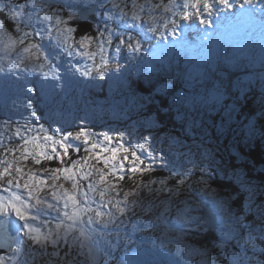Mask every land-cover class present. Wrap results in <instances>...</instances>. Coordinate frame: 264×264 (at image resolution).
Listing matches in <instances>:
<instances>
[{
  "label": "rangeland",
  "instance_id": "obj_1",
  "mask_svg": "<svg viewBox=\"0 0 264 264\" xmlns=\"http://www.w3.org/2000/svg\"><path fill=\"white\" fill-rule=\"evenodd\" d=\"M258 1L253 0V3ZM5 2L6 0H0V5ZM63 2L65 4L78 3L79 7L91 6L89 0H63ZM100 2L104 6L95 9L94 15L96 17L90 21L93 24L94 33L86 34L94 39L91 43H86L84 48L79 45V41L83 36H76L74 31L71 36L75 43L71 48L61 46V48L54 49L51 45L57 42L55 39L57 34L53 31L51 40L47 36H33L30 38L31 42L44 45L42 51H45L50 57L47 62H45L44 57H37L36 55L29 58L28 53L19 51L22 47L19 45L7 54L0 51V65L5 69L4 73H0V84L4 82L10 87L8 89L5 86V91L0 89V171H3L9 164L12 165L11 175L0 178V197L7 200L15 194L24 200H28L33 205L31 214L39 215L40 220H48L54 227L57 222L56 217L59 214L48 209L46 205H37L36 197H39L42 201H47V203L56 204L57 202L52 196L53 191L58 195L65 189L71 191L72 188L67 187L64 181L70 186L73 185V181L65 178L68 175L65 172L53 173L52 170L39 168V163L36 160L40 162L45 158V155L51 156L54 146L55 149H61L59 144L53 145L51 141H46L44 139L45 133L56 140H61L64 135L71 133L72 135L68 137L66 143L71 144L73 147H80L83 150L86 147L87 153L85 155H87V158L82 157L76 160L77 163L67 169H71L76 174V181L85 190L90 181L93 183L99 181V173L96 170H102L106 174L105 179L108 184L115 185V190L110 193L111 197L120 200L122 206L126 207V213L123 216L117 214L119 219L115 225L109 224L107 228H103L101 225L95 226L104 232V238L100 245V264H115L116 257L127 251L130 246L140 243L158 245L160 237L170 240L171 235H173L172 233L164 234L163 224H160V228L156 232L146 230V226L150 225L149 221H153L154 217L159 215L162 207L154 208L152 213H145L144 209L150 203L159 204L160 200L166 199L168 193L162 192L159 196H156L153 192L146 197L134 194L128 196L127 202L124 203V194L133 192L134 189H122L119 184L114 182V177L111 171L108 170H114V175L116 176L117 173L118 177H121L123 174L132 173L125 172L134 166L148 169L151 165V170H147L148 172L152 170L165 171V175L170 176L174 166L179 171L191 168L193 175L184 185L179 186L182 189L181 194L178 198L173 197L174 200H183L186 197H190L192 201L196 202L203 200L198 212L193 214L202 216V210L206 211L209 207L216 213L212 197L206 195V192L215 191L217 199L221 197L229 199L232 208L245 217L243 221L245 224H251L253 220H256L257 223L253 227L258 226L259 218L254 214V209L261 200H264V180L258 178L259 174L264 173V170L259 169L250 161H244V157L240 154L242 150L246 152L248 147L253 146L256 140L255 135L258 132L255 130V126L249 123L245 124L242 133L236 130L241 127L239 118L242 117L243 113L241 111L236 112L238 108L232 95V89L234 88L226 83L228 81L225 78L221 83H217L214 80L213 68L207 62V59L211 56L210 51L217 54L221 52L224 37L217 39L215 49L212 48L211 50H207L206 47L199 44L197 46L194 39L195 35L199 33L203 45L207 46L206 40L212 37L209 36L214 33V30L207 32L204 28L209 25L212 26L215 20L224 24L226 20L232 17L234 10L241 6L243 0H231L234 5L232 9L220 7L218 0H209V3L215 5L210 14L203 10L202 4H197L195 8L189 6L186 10L192 14L190 20H183L180 15H173V13H180L185 10L184 0H150V4H147L146 0H136L137 5H145V7L140 12L142 21H137L135 26L131 22L132 0H117L122 7L126 6L128 12L127 22L124 20L119 22L108 20L105 13L111 10V0H100ZM191 3H196V0H191ZM152 5H160V7L155 8ZM164 6H169L170 11H165ZM68 10L72 9L66 11ZM197 10L201 13L200 17L195 15ZM116 14L118 15V13ZM200 19L209 20L210 24H202ZM166 20L168 23L165 27ZM173 20L176 21L174 34L169 31L172 28L171 21ZM74 21L75 19L68 22V26L73 29H75ZM106 21L107 27L115 29L110 40L109 33L104 31ZM244 23L246 24L247 21ZM150 26H155L159 31H148ZM193 26L198 28L199 31L194 29ZM241 26L242 24L239 29L246 31ZM36 27L39 28L41 25L37 24ZM43 27L47 28L48 25L46 24ZM262 31L264 30L257 33ZM101 32L103 33L102 36L100 35ZM129 33H131L134 40L140 41L141 48L139 51H132L127 47ZM180 33L183 35V39L175 45V48H180L181 51L187 54L186 75L189 83H186L177 92L176 97L170 99V105L174 108L171 118L176 123L173 129L169 128L168 130L166 127L162 128V122L151 116L153 112L152 105L156 103L160 105L158 95L161 97L166 94V87H164L162 80L156 79V75L160 76L161 74L163 76L164 74L160 73L157 68L156 74L153 72H155L157 63L167 62L162 50L171 52L174 49L169 47L168 42L165 43L164 40L174 41V37ZM233 33L227 39L233 37ZM121 38L125 40V44H120ZM27 43L28 41H25V44ZM100 44H103L104 55L109 60L104 78H100L93 68L94 63H101ZM117 47L120 48L119 52H117ZM230 49L231 46H229L227 53L233 59H238V56L232 53ZM31 51L35 52L34 49ZM243 51L249 56L252 54L250 49L243 48ZM81 52H93L96 55L89 58L87 55H81ZM257 53L259 57H253V55L251 57L253 59L252 64L248 61L251 66L258 64V69L261 70V75L264 76V51L258 49ZM20 56L24 57V63L12 69V72L16 75L23 77V79L17 81L16 75L9 72V64L18 63ZM41 63L44 64L43 69H39ZM174 63L177 65L176 61L172 62L171 65ZM117 64L120 66L119 69L116 68ZM207 66L210 68V73L213 74L211 78L206 69ZM86 69H92L89 76L83 75V71ZM45 72L54 73L60 79L54 80L51 75L45 77ZM6 74L7 79H5ZM30 76H37L38 86H34L33 82L35 80L30 84L28 83L27 79ZM136 76L139 82L144 81L147 84L143 85L142 83V88L149 95L146 93L138 94L136 89L131 86L129 77L135 79ZM258 77H260L258 74H255L253 78L251 76L255 81ZM143 78L144 80H142ZM145 78L149 79V82ZM52 84H63L64 86L52 88ZM262 86L264 88V84ZM28 87L33 89L31 93L26 91ZM217 95L220 96L218 102L214 99ZM29 100L32 102L31 108L28 107ZM47 108H49L48 114L52 116L50 129L45 128V131H40V126L39 128L37 126L32 127L29 122L37 118L39 113L45 114ZM33 111L36 113L35 116L32 115ZM163 114H166L164 109ZM5 125L8 127H5ZM17 127L21 128L25 138H38L30 140L27 145V153H23L22 148L18 147L22 146L23 142L15 135V128ZM57 129L61 131L57 132ZM81 130L87 135L88 143H85L83 135L79 139H75L76 133L81 132ZM105 134L109 139H105ZM240 136L243 144L241 145L242 148H238L239 151H237L235 149L237 148L236 141ZM92 145H96V147L93 148ZM5 147L16 148L17 150L5 152ZM124 149H128V151L125 152ZM113 150H115V160L109 159L113 156ZM132 152H136L140 156V160H135ZM205 152L208 154L206 158L203 157ZM231 155H233V158H231ZM125 156H127V159H124ZM223 156H226L233 165L229 167L226 164L228 161H224ZM161 157L167 162V167L158 162ZM105 159H109L107 165L104 162ZM189 159H195L197 166L193 167L192 164L188 163ZM131 163L134 164L129 165ZM121 164L123 167H121ZM201 164L211 174L205 192L200 191L203 186L197 183L200 178ZM247 164L252 167L249 169ZM113 165H115V168H113ZM16 168H20L21 172L17 173ZM87 172H91L92 175L88 179H82ZM53 176L58 177V179L54 180ZM217 178L233 181L240 190L241 195L234 189L229 191L214 187L213 181L216 182ZM8 179H13L12 185L7 183ZM177 179H179L178 175L173 176L168 181L167 186L169 188L176 187L175 181ZM83 181L87 182L86 186L83 185ZM17 182L20 185L19 187H16ZM26 182L28 188L24 187ZM242 183L249 185L254 191L252 197L253 211L247 213L244 210L249 193L241 190ZM97 186L103 187L99 184ZM151 187L155 189L159 188L160 185L154 183ZM29 189H32V198L28 196ZM34 189H38L35 194L33 193ZM230 192L231 195L229 196ZM95 199L98 200L99 197L96 196ZM244 199L246 200L244 210L240 212L238 211V205L242 204ZM133 200L138 201V203L133 204ZM57 206L62 209L63 202L60 201ZM92 207L95 208L96 204H93ZM101 210L104 212L114 211L110 208ZM13 218L15 217L13 216ZM120 221H123V223ZM168 222L171 223V216H169ZM19 223L22 224V221ZM36 223L39 225V221ZM218 223L222 225L224 221L221 220ZM150 229H153V227L151 226ZM212 231L217 234L220 240L219 243H221L219 232L215 229ZM73 235L78 234L71 233L69 243H72L71 237ZM188 240L189 238L185 240V243H193ZM195 240L194 243L198 245L197 239ZM232 245H236L235 240L230 242V246ZM73 247L72 254L75 259L83 261V257L76 255V250H79L78 245H73ZM52 250V246L49 245L48 251ZM232 250L239 251L240 249L237 245L232 247ZM65 251H67V245L62 242L61 255ZM83 251L86 253V250ZM8 253L11 254L9 251ZM212 255L217 264H222L221 260H224L222 253L216 250V252L212 251ZM248 255L250 257L255 255L256 257L252 264H258L260 259H264V254L259 251L253 254L249 250ZM174 258L178 259L175 256ZM168 264H174L173 260L169 261Z\"/></svg>",
  "mask_w": 264,
  "mask_h": 264
},
{
  "label": "snow or ice",
  "instance_id": "obj_2",
  "mask_svg": "<svg viewBox=\"0 0 264 264\" xmlns=\"http://www.w3.org/2000/svg\"><path fill=\"white\" fill-rule=\"evenodd\" d=\"M92 7L102 8L104 5L100 0H89ZM57 3V0H6L5 3L0 5L3 11H0V51L4 53H9L20 47L19 51L21 53H28L29 58L36 55L37 57H44L45 62H47L50 57L46 54L45 51H42L44 48L43 44L33 43L30 38L33 36H47L50 40L52 39V32H56V43L51 45V47L61 48H71L75 41L71 36V33L75 31L72 27L68 26V22L74 19H77V10H79L78 3H68L61 6H54ZM147 4H150V0H146ZM197 4H202L203 10L205 12L211 13V10L215 5L209 3V0H196V3H191V0H184L185 10L180 13H173V15H180L183 20L192 19V14L189 13L186 9L191 6L195 8ZM253 0H243L241 7L245 5H252ZM218 5L224 9H232L233 3L231 0H218ZM145 5H137L136 0H132V14L131 22L135 26L137 21H142L140 12L143 11ZM152 7L158 8L160 5H152ZM165 11H170L169 6H164ZM67 9H72L68 10ZM139 9V11H137ZM66 13V15H65ZM118 13V15L116 14ZM105 15L108 17V20L119 22L124 20L127 22L128 12L126 6L122 7L121 3H118L117 0H111V10L106 12ZM196 17H200L201 13L199 10L195 13ZM54 22V23H53ZM168 21H165V27L167 26ZM172 28L169 30L171 33H175L176 21H171ZM202 24H210L209 20L200 19ZM40 24L41 27L37 28L36 25ZM48 25L47 28L43 27ZM105 32L109 33V40L111 34L115 29L106 27ZM150 32H158L159 29L155 26H150L148 28ZM15 33V35H14ZM102 36L103 33L101 32ZM92 36H83L79 41L81 48L85 47L86 43H91L93 41ZM25 41H28L25 44ZM120 44H125V40L121 38ZM127 47L132 51H139L141 48V43L139 40H134L129 33ZM35 50L32 52L31 50ZM63 50V49H62ZM120 51V48L117 47V52ZM99 53L101 63L93 64V68L96 71L97 75L100 78H104L105 69L108 67L109 60L104 55L103 44L99 45ZM81 55H87L89 58H93L96 53L93 52H81ZM58 55V53H57ZM71 55V53H69ZM24 63V57L20 56L19 62L16 64H9V72L12 75L16 73L12 72V69L19 66V64ZM44 64L39 65V69H43ZM119 65H116V68L119 69ZM92 69H86L83 71L84 76H89ZM5 69L0 65V73H4ZM45 77L51 75L54 80H59L60 77L55 76L54 73L45 72ZM7 79V74L5 75ZM23 79L22 76L16 75V80L19 81ZM20 87L19 85H16ZM63 84H52V88L63 87ZM23 90V89H21ZM28 93H31L33 89L28 87L26 89ZM217 102L220 99V96L217 95L214 97ZM32 102L29 100L28 107L31 108ZM32 115L35 116L36 113L33 111ZM5 127H8L5 125ZM30 130V129H29ZM40 131H45L43 128ZM60 132V129L56 130ZM15 135L18 136L23 144L21 147L23 153H27L30 140L38 138H25L22 134L21 128H15ZM71 133H68L62 137L61 140H56L52 136L45 133L44 139L46 141H51L53 145L59 144L62 149H64V154H68V149L72 147L71 144L66 143ZM84 136L85 143H88V137L84 134L83 130L76 133L75 139H79L81 136ZM105 139H109L107 134H105ZM93 148L96 145H92ZM16 148L5 147V152H14ZM53 152L56 151L53 147ZM125 152L128 149H124ZM59 155V153H57ZM151 155V152H150ZM207 152L203 154V157H207ZM132 156L135 160H140V156L136 152H132ZM27 158L26 156L24 157ZM46 159H51V156L45 155ZM115 150H113V156L109 159L115 160ZM109 159H105V164L109 163ZM127 159V156L124 157ZM39 163V160H36ZM163 166L167 167L168 164L161 157L160 161ZM77 162H73L75 165ZM188 163L192 164L193 167L197 166L195 159H189ZM121 167L123 165L121 164ZM12 165L9 164L8 167L4 168L3 171H0V178L5 177V175H11L10 169ZM115 168V165H113ZM151 170V165L148 169L132 167L129 171H145ZM17 173L21 172L20 168H16ZM55 172H65L66 179H71L73 181L72 190L69 191L65 189L59 195L53 191L52 196L56 200V204L47 203V201H42L39 197H36L37 205H46L48 209L56 211L59 215L56 217L57 222L54 224V227L50 224L48 220H40L39 215L31 214V205L28 200L22 199L20 196L13 194L12 197L7 200L3 197H0V250L7 249L12 253L10 259L14 264H84L82 261H77L75 256L72 254L74 251L73 245H78L76 250V255H85L86 249V259L90 264H96V259L101 252V242L104 238V232L97 227L96 225H101L103 228H107L109 224L115 225L119 219V216H123L126 213V207L122 206L120 200H115L111 197L110 193L115 190V185H109L105 179V173L102 170L97 169L99 173V181L96 183L89 182L87 189L85 190L77 181L76 174L72 172L71 169H53ZM92 175L91 172L84 174L82 179H88ZM179 176V179L175 181L176 187L169 188L167 186L168 181L172 179L173 176ZM193 175L192 169H185L179 171L173 167L171 175L163 177L158 181L149 182V184L138 185L137 187L147 188L149 193H155L156 196H159L162 192L168 193L166 199L160 200L159 204L150 203L147 208L144 209L145 213H152L154 208H161L159 215L155 216V222L149 221V224L152 227H157L160 224L164 226V234L172 233L170 237V243L172 247L169 249V253L178 257L174 261V264H217L216 259L213 258L212 250L216 249L219 253H222L224 260L222 264H252V261L256 259L255 255L249 256L248 251L251 250L253 254L257 251L264 254V200H261L260 203L255 207L254 211L256 216L259 218V224L256 227H253L257 222L253 220L251 224H245L243 221L244 216H241L237 213L235 209L232 208L231 202L227 197H221L217 199V193L215 191L206 192L207 196L212 197V203L216 209V215L211 217H201L199 215H194V212H198L203 203V200L200 202L192 201L190 197H186L183 200H174L173 197L178 198L181 194L182 189L180 185H184ZM211 174L208 172L207 168L201 164L200 166V178L197 183L202 185L200 188L201 192H205V189L208 186V179ZM53 179H58V177L53 176ZM120 179H123L121 176ZM7 183L9 185L13 184V179H8ZM151 183H158L159 188L153 189ZM97 184L102 185L103 187H98ZM19 183H16V187H19ZM25 188H28L27 182L24 184ZM241 190L247 191L249 193L247 197V204L245 207V213L253 211L252 208V197L254 195L253 189L245 184H241ZM138 195L137 191L126 192L124 194L125 201L130 195ZM231 192L229 193V196ZM29 198H32V189H29L28 192ZM98 196L99 199L96 200L95 197ZM63 201V208L61 209L57 205ZM133 204H137L138 201L133 200ZM238 203V201H236ZM96 204V207L93 208L92 205ZM110 208L108 212H104L101 209ZM174 210V214H173ZM39 212V209L37 210ZM119 214V216L117 215ZM13 216L15 219H13ZM169 216H171V223L168 222ZM63 217V218H61ZM224 221L221 225L218 222ZM23 223L20 224L19 222ZM39 221V225H37ZM123 223V221H120ZM135 227V226H134ZM46 229V230H45ZM215 229L219 232L221 237V243H215L213 238L212 248L210 249L207 245L197 247L193 243H185L186 238L196 237L202 233H208L209 236L212 234V230ZM76 233L78 235H73L71 237L72 243H69V234ZM99 237V238H98ZM235 240L236 245L230 246V242ZM61 241L67 245V251L61 255L60 247ZM52 246V251H48V246ZM239 246V251H233L232 247ZM35 246V247H34ZM0 264H5L4 256L0 255ZM258 264H264V259H260Z\"/></svg>",
  "mask_w": 264,
  "mask_h": 264
},
{
  "label": "trees",
  "instance_id": "obj_3",
  "mask_svg": "<svg viewBox=\"0 0 264 264\" xmlns=\"http://www.w3.org/2000/svg\"><path fill=\"white\" fill-rule=\"evenodd\" d=\"M0 11H2L1 7H0ZM94 14L95 13L90 14L88 16V19L85 21H80L79 19H76L73 22V24L74 25L76 24L75 26H77L76 27V30H77L76 36H84L86 34L89 35L91 33H94L93 24L90 22L91 20H93L96 17ZM174 61L177 62V65L175 63L173 65H171L172 62H174ZM186 62H187V55L180 50H174L171 57L168 60V65L164 64L162 66L156 67L160 73L164 74L163 76H161V74H160V76L156 75V79L162 80L164 87H166V94L164 96H161V97L158 95L159 100H160V105L156 103V104H153L151 108L153 109L152 113L155 116L153 118L157 119L159 122H162L163 123V125H161L162 128L166 127V129H168V130H169V128L173 129L174 124L176 123L171 118V115L174 111V108L172 105H170V103H171L170 99L176 97L177 92L179 90H181L185 86V84L187 83V80H186L187 79ZM207 62L209 63L210 67L213 68L214 80L217 83L218 82L221 83L222 80L224 78L227 79L226 77H228V76H231V78H232L233 72L235 71V69L233 67H231L230 65L226 64L224 66L222 61H219V60H217L215 63H212L211 60H208ZM173 66H175V68ZM206 69L210 75V78L213 77V74L210 73V70H209L210 68L207 67ZM236 71L240 72L241 75H245L246 73H249V71L245 72L244 69L241 68L240 65L238 66ZM224 72L226 74H224ZM153 73L156 74V70ZM129 80L131 81L130 78H129ZM142 80H144V78ZM145 80L147 82H149L148 81L149 79L145 78ZM216 82H213V83L217 84ZM131 83H132L131 86L135 87L136 91H138L140 93L148 94V92H145L144 89L142 88V83H143V85H147L144 81L139 82V80L137 78L133 82L131 81ZM255 83L257 84V88H254V89L246 86L245 89L238 90V87H234V85H233L234 89H232V91H233L232 95H233L234 103L238 108V110L236 112L241 111L243 113L242 117L239 118L241 120V127L237 128L236 130H239L240 133H242V131H244L245 124L249 123L250 125L255 126V128L259 134V135L258 134L255 135L257 140H259V143L255 142L253 144L254 147L253 148H251V146L248 147V150L246 152H244L241 149L242 152H240V154L244 157V161H250L253 163V165H256V166L264 169V94H262V93H264V88H262L263 87L262 85L264 84V82H255ZM226 91H227V89H226ZM102 93H104V92H102ZM252 96H254V97H252ZM260 96L261 97L263 96L262 100L259 99ZM35 104L37 105L36 102H35ZM171 108H173V109H171ZM163 109L166 112L165 115L163 114ZM48 111H49V108H47L45 114L39 113L37 118L32 120V122H29V124H31L32 127L37 126L39 128V126H40L43 129H45V128L50 129V123H51L52 116L48 114ZM166 115H168V116H166ZM260 136H261V138H260ZM236 143H237V148H235V149L237 151H239L238 148H242L241 147V145H242L241 144L242 143L241 136L239 138H237ZM221 152H223V151L221 150ZM57 153H59V155H57ZM86 153H87L86 147L83 150L80 147H73L72 146L68 149L67 155L64 154V149H62V148L56 149V151L52 153L51 159H46V158L42 159L39 162L38 166H39V168H44L47 170L71 168L74 166V164H73L74 161L76 162V160H78L82 157L87 158V155H85ZM223 157H224V161L225 160L228 161V163H226V164L229 167L233 165L227 159L226 156H223ZM231 158H233V155H231ZM133 164L134 163H131L129 165H133ZM247 165H248L247 167L249 169L252 167V166H250V164H247ZM108 171H111V174L114 177V182L119 184L122 189H124V188L131 189V190L134 189L135 191L138 192L139 195H142L144 197H146L147 195L149 196L150 193H149L147 188H144V187L138 188L137 187L138 185H141V183L149 184V182H154L160 178L167 176V175H165L166 174L165 171H159V170H155V171L152 170L150 172L145 170L143 172H132V173H128L131 171L127 170V172H125V173H128V174H123L122 175L123 179H120V177H118L117 173H116L117 177L114 175L115 174L114 170H108ZM258 178L263 181L264 180V173L259 174ZM82 183L85 186L87 185V182H85V181H83ZM64 184L67 187H71V188L73 186V185H71V186L68 185L66 181H64ZM152 184H154V183H151V185ZM213 186L216 188H219V189H224V190H229V191L234 189V191H237V193H240V190L237 188V186L234 184L233 181H230V180L227 181V180H224L223 178H219V179L217 178L216 182L213 181ZM240 195H241V193H240ZM245 201H246L245 199L242 200V204L238 205V211L241 212L244 210L243 207L245 205L244 204ZM197 236H199V237H195V238L191 237V239L189 238V240L194 243V241H196L195 239H197V243H198L199 247L203 246V245H207L211 249L213 238L215 239V243L220 242L217 234L213 231H212L211 236H209L208 233H202V234H199ZM212 251L216 252V249H213ZM221 262H223V260H221Z\"/></svg>",
  "mask_w": 264,
  "mask_h": 264
},
{
  "label": "bare ground",
  "instance_id": "obj_4",
  "mask_svg": "<svg viewBox=\"0 0 264 264\" xmlns=\"http://www.w3.org/2000/svg\"><path fill=\"white\" fill-rule=\"evenodd\" d=\"M244 7H245V9H243ZM244 7L243 8L241 6L237 7V9H235L234 13L231 15L232 17L227 20V22L229 24H231V26L233 27V30L231 32H228L224 26H221V23L218 22V20H215L212 23V26L209 25L206 28H204L205 31H207L209 29L214 30V33L210 34V36H209V37H211V36L212 37L209 38L208 40H206L207 41V46H206L207 50H211L212 48H214L216 46V43L218 42L217 39H220V38L222 39V37H224V45L221 48V52H219L217 54L216 52L210 51L211 56H209V59H207V61L211 60L212 63H215L217 60H219V61H222L224 66L226 64H228L231 67H233L235 69V71L233 72L232 78H231V76H228V77H226L227 78L226 80L229 82V83L228 82L227 83L229 85H231L232 87H233V85H234V87H238V90L245 89L246 86L254 89V88H257V84L255 82H260V81L264 82V80H263L264 76L261 75V70L258 69V64L256 66H251V64L253 62V59L251 58L252 55H253V57H259L258 53H257L258 49H261V50L263 49V51H264V36L262 35L263 31L257 33L258 31H260L259 29H257L255 31V34H253V31L248 32L251 29V23L252 22H253V25H255V26H258L259 24H260V27L264 26V0H259L257 3L254 2L252 5H246ZM249 8H251V9H249ZM240 12L251 15V17H252V18H248L246 20L248 22V26H247L246 31L239 29V27L241 25ZM255 12H257V14H258L259 20H258V18L253 16V14ZM256 20H258L259 23ZM225 24H226V22L223 25H225ZM194 29L199 31L198 28H196V27H194ZM231 33H233L232 34L233 37H231L230 39H227V37L231 36ZM214 35H216V36H214ZM213 36H214V38H213ZM201 38L202 37H200L199 33L195 35L194 39L197 42V46H198V44L200 46L203 45V40ZM164 41H165V43L168 42V45L172 44L171 41L170 42L168 40H164ZM191 41H193V40H191ZM229 46H231L230 51L232 53H234L235 55H237L238 59H233L230 56V54L227 53ZM243 48L244 49L245 48L250 49L252 51V54L250 56L247 55L246 53H244ZM162 51H164V50H162ZM163 55H165V52H163ZM205 58H207V57H205ZM248 60L250 61L251 64L249 63ZM156 65L158 66V63ZM165 65H168V64H165ZM239 65L241 66V68L244 69L245 72L249 71V73H246L245 75H241L240 72L236 71V69L238 68ZM173 67L175 68V66H173ZM224 74H226V73L224 72ZM253 74L254 75L258 74V76H260V77H258V79L255 81L254 79H252L254 77ZM251 76H252V78H251ZM35 83H36V85H34V86L35 87L38 86L36 79H35ZM5 86H7L8 89L10 88L7 83L2 82L0 84V89L5 91V88H4ZM262 94H264V93H262ZM252 97H254V96H252ZM259 99L262 100L263 96L262 97L260 96ZM255 142L259 143V140L255 141ZM241 144H243V142ZM253 147H254V145L251 146V148H253ZM13 219H15V218H13ZM61 247H62V241H61ZM1 255L4 256L5 264L12 263V260L10 259V257H11L10 253H6V254L3 253ZM85 255H86V253H85ZM85 255L82 256L84 259H85Z\"/></svg>",
  "mask_w": 264,
  "mask_h": 264
},
{
  "label": "water",
  "instance_id": "obj_5",
  "mask_svg": "<svg viewBox=\"0 0 264 264\" xmlns=\"http://www.w3.org/2000/svg\"><path fill=\"white\" fill-rule=\"evenodd\" d=\"M94 12V8H86V9H82L79 10V17L82 21L86 20L88 15ZM211 216H215V214L212 212L211 208H207L206 211H204V215L203 217H211ZM7 251V249H2L0 250V253Z\"/></svg>",
  "mask_w": 264,
  "mask_h": 264
}]
</instances>
